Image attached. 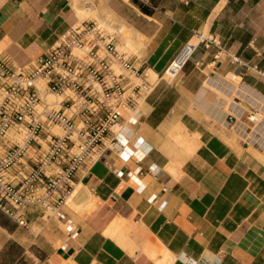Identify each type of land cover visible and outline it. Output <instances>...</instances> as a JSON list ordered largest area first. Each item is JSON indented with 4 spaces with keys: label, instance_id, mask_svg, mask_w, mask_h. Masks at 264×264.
Returning <instances> with one entry per match:
<instances>
[{
    "label": "crops",
    "instance_id": "obj_1",
    "mask_svg": "<svg viewBox=\"0 0 264 264\" xmlns=\"http://www.w3.org/2000/svg\"><path fill=\"white\" fill-rule=\"evenodd\" d=\"M102 10L136 37L146 75L126 81L149 89L74 176L63 218L0 210V264H264V0H0V50L29 64Z\"/></svg>",
    "mask_w": 264,
    "mask_h": 264
},
{
    "label": "built area",
    "instance_id": "obj_2",
    "mask_svg": "<svg viewBox=\"0 0 264 264\" xmlns=\"http://www.w3.org/2000/svg\"><path fill=\"white\" fill-rule=\"evenodd\" d=\"M198 44L182 46L165 70L169 78ZM124 69L146 75L96 19L67 30L60 43L26 65L0 50V210L19 225L29 227V206L64 217L74 176L103 157L108 133L138 103L140 86L149 89L144 81L128 83ZM130 136L119 131L113 140L125 159L133 153L126 149ZM144 143L135 140L139 147ZM67 227L72 230L70 220Z\"/></svg>",
    "mask_w": 264,
    "mask_h": 264
},
{
    "label": "rangeland",
    "instance_id": "obj_3",
    "mask_svg": "<svg viewBox=\"0 0 264 264\" xmlns=\"http://www.w3.org/2000/svg\"><path fill=\"white\" fill-rule=\"evenodd\" d=\"M85 1H90V0H85ZM105 11H100L99 13H94V14H88V16H92V15H95L96 20H98L100 23H102L104 25V27H106L108 30L111 28V24H114V22H116L114 19H113V16L114 14L111 13V16L108 18V17H104L106 15L107 12ZM104 14V15H103ZM119 27V29H115V27L110 31L115 33L116 36L120 35V33H122L124 35V39L126 38L125 40V43L127 44L126 46L121 44V45H118V49L120 52H125L126 55H128L130 57V55H132V53L135 51L134 50V44L136 42V37H134V35H132L128 29H126L124 26L118 24L117 25ZM194 41L196 42L197 39H194ZM131 61L134 62V60L131 58ZM151 74L152 76H155V74H153V72L151 71ZM152 76L150 78H152ZM168 76V75H167ZM53 98V96H50ZM257 118H259V115H256Z\"/></svg>",
    "mask_w": 264,
    "mask_h": 264
},
{
    "label": "bare ground",
    "instance_id": "obj_4",
    "mask_svg": "<svg viewBox=\"0 0 264 264\" xmlns=\"http://www.w3.org/2000/svg\"><path fill=\"white\" fill-rule=\"evenodd\" d=\"M105 12H106V11H105ZM105 12H104V13H105ZM103 15H104V14H103ZM110 16H111V12H107L106 15H105L104 17H108V18H109ZM193 41H194V40H193ZM152 72H153V74H155L154 71H152ZM49 98H52V97H49Z\"/></svg>",
    "mask_w": 264,
    "mask_h": 264
},
{
    "label": "trees",
    "instance_id": "obj_5",
    "mask_svg": "<svg viewBox=\"0 0 264 264\" xmlns=\"http://www.w3.org/2000/svg\"><path fill=\"white\" fill-rule=\"evenodd\" d=\"M141 7H143V9L147 10V8H145L144 6L141 5Z\"/></svg>",
    "mask_w": 264,
    "mask_h": 264
}]
</instances>
